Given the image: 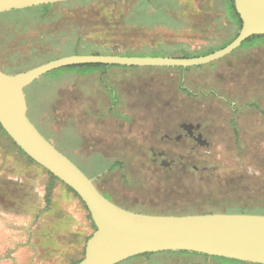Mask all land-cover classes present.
<instances>
[{"label": "rangeland", "instance_id": "1", "mask_svg": "<svg viewBox=\"0 0 264 264\" xmlns=\"http://www.w3.org/2000/svg\"><path fill=\"white\" fill-rule=\"evenodd\" d=\"M227 5L79 0L12 10L0 14V67L16 72L77 53L208 54L239 32ZM129 67L50 71L25 88L30 118L125 208L167 214L264 209V37L207 64ZM141 70L156 73L153 84L143 81L157 93L136 91V81L123 73ZM149 116L159 119L155 126L143 121ZM93 152L112 159H91ZM95 229L75 192L0 127V264H20L29 243L45 264H75ZM164 255L119 264H255Z\"/></svg>", "mask_w": 264, "mask_h": 264}, {"label": "water", "instance_id": "2", "mask_svg": "<svg viewBox=\"0 0 264 264\" xmlns=\"http://www.w3.org/2000/svg\"><path fill=\"white\" fill-rule=\"evenodd\" d=\"M78 0H0V13ZM242 19L237 36L211 53L174 57L118 53L70 54L31 68L10 72L0 67V125L33 161L69 186L87 206L96 226L75 264H119L131 257L162 251H187L212 257L264 264V213H149L125 208L109 199L63 150L51 142L29 116L25 88L65 66L101 63L121 66L202 65L233 52L254 35L264 36V0H234Z\"/></svg>", "mask_w": 264, "mask_h": 264}, {"label": "crops", "instance_id": "3", "mask_svg": "<svg viewBox=\"0 0 264 264\" xmlns=\"http://www.w3.org/2000/svg\"><path fill=\"white\" fill-rule=\"evenodd\" d=\"M115 66H119V68L126 69V70L130 68L129 66H121V65H115ZM124 72H125V75L128 77V79L132 80V82L133 81H136V82L132 83V87L135 88L136 91H137V88L140 87L143 91H149V92H151V91L154 90V93H157V90L158 89H153V88L152 89H147L146 86H148V85L146 84V82L143 81L144 79H147V80L150 79V83L153 84L152 81L156 80V78H157L156 73H153V72L146 73L145 71H142V70L141 71H123V73ZM152 84H150V85H152ZM109 88H111V87H109ZM111 89L109 90V92H112L113 95L115 96V98H113V100H112V104L115 105L116 100H117L116 99V93H115V89L114 88H111ZM119 89H124L121 86V84L118 86V92H119ZM144 94H146V93H144ZM148 96H150V93H149ZM150 99H151V96H150ZM147 101H149V97H148ZM143 121L144 122L149 121V127H152V126H155V125H153V122L154 121H157L158 122L159 119L157 117L156 118L155 117L153 118V116H149L148 118L143 117ZM94 155H99V158L98 159H112V158L104 157L103 154H102V152H93V156L91 157V159H97V158H94ZM79 158H80V156H79ZM114 159H116V158H114ZM72 198L74 199V197L71 196V194L67 196V199H70L71 202H72V200H71ZM84 228H88L87 225ZM84 230H87V229H84ZM80 234H81V232L79 233V235ZM25 247L26 248L28 247L30 249V251L25 256L19 255V257H18L19 259L17 258L18 263H20V264H31V260L34 259L33 263L37 262V260H38V262L40 260H42L44 262V264H45V262H46L45 258L42 259V257L36 256L33 253V250H34L35 253H36V250L33 249V248H31L32 246H31L30 243L28 244V246H25ZM16 254L17 253H15V255ZM160 254H162V256H165L164 254H166V256H169L171 254H176L177 256H182V257L187 256V257H192V258L198 257V256H200V257L201 256L202 257H207L206 255H196V254H190V253H181V252H172V251H162V252L151 253L150 255L140 254V255L131 257L129 259H132V260H140V261H142V262L145 263V262L148 261V259L151 256H155L156 257V256H159ZM16 256H18V255H16ZM25 258H27V260ZM154 261H159V258L157 257L156 259H154ZM53 262H54V264H65V261L64 260L62 262H60V263H58L59 260L53 261Z\"/></svg>", "mask_w": 264, "mask_h": 264}, {"label": "trees", "instance_id": "4", "mask_svg": "<svg viewBox=\"0 0 264 264\" xmlns=\"http://www.w3.org/2000/svg\"><path fill=\"white\" fill-rule=\"evenodd\" d=\"M79 1V0H78ZM227 3L228 5L233 8L234 10V15L236 16L235 17V23L237 24V26L239 27V29L241 28L242 26V19L239 15V13L237 12L236 8H235V5H234V0H227ZM51 5H54V4H47V5H41V6H45L48 7V6H51ZM228 5H227V8H228ZM2 14V13H0ZM123 34V33H122ZM121 35V34H120ZM124 35V34H123ZM257 37H264L262 35H254L252 37H250L248 40L250 39H253V38H257ZM228 43H226L224 46H226ZM223 46V47H224ZM207 54V53H206ZM193 54H186L184 57H192ZM202 55V54H200ZM24 66V64L22 65ZM110 66H114V65H107V64H101V63H86V64H80V65H71V66H65V67H61V68H78L79 72H82V73H89V72H92L94 70H97V69H105V68H109ZM19 71H22V70H19ZM18 72V70L16 71ZM1 127V125H0ZM2 128V127H1ZM4 131V129H3ZM5 132V131H4ZM7 134V133H6ZM24 152V151H23ZM30 158V157H29ZM31 159V158H30ZM33 160V159H31ZM50 172V171H49ZM51 173V172H50ZM88 173V171H87ZM52 174V173H51ZM53 175V174H52ZM88 175L90 177H92L91 174L88 173ZM54 178H57L55 175H53ZM68 188H70L68 186ZM71 189V188H70ZM73 191V189H71ZM76 194V193H75ZM77 195V194H76ZM78 196V195H77ZM79 197V196H78ZM80 198V197H79ZM81 199V198H80ZM203 212H214V210H209V211H203ZM202 212V213H203ZM224 212H254V213H264V209H261V208H257L255 210H251V211H243V210H226ZM183 213H190V212H183ZM183 213H177V214H183ZM173 252V251H172ZM181 253H190V252H187V251H180ZM146 255H150L151 253H144ZM190 254H196V255H202V254H199V253H190ZM206 256H209V255H206ZM216 259H220L221 261H229V262H235V263H246V262H243V261H240V260H236V259H230V258H225V257H214Z\"/></svg>", "mask_w": 264, "mask_h": 264}, {"label": "flooded vegetation", "instance_id": "5", "mask_svg": "<svg viewBox=\"0 0 264 264\" xmlns=\"http://www.w3.org/2000/svg\"><path fill=\"white\" fill-rule=\"evenodd\" d=\"M112 29H116V28H112ZM133 29V28H132ZM133 30H135V29H133ZM133 32V31H132ZM76 73H78V74H84V73H82V72H76ZM193 137H195L198 141H200L202 144L204 143L203 142V140H201V138H200V136L199 137H197V136H193Z\"/></svg>", "mask_w": 264, "mask_h": 264}]
</instances>
